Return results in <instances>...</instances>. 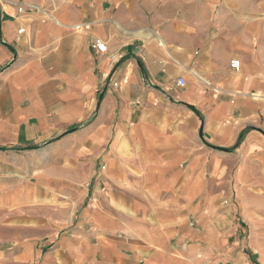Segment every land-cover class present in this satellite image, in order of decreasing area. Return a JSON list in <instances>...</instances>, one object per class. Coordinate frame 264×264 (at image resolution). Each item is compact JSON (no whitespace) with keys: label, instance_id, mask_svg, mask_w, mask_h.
Here are the masks:
<instances>
[{"label":"crops","instance_id":"obj_1","mask_svg":"<svg viewBox=\"0 0 264 264\" xmlns=\"http://www.w3.org/2000/svg\"><path fill=\"white\" fill-rule=\"evenodd\" d=\"M2 148L0 264H264V0H0Z\"/></svg>","mask_w":264,"mask_h":264},{"label":"built area","instance_id":"obj_2","mask_svg":"<svg viewBox=\"0 0 264 264\" xmlns=\"http://www.w3.org/2000/svg\"><path fill=\"white\" fill-rule=\"evenodd\" d=\"M21 11V10H20ZM94 47H95V49L98 51V52H103L104 51V45L102 44V43H100V42H96L95 44H94ZM231 67L233 68V69H237L238 68V63L236 62V61H233L232 63H231ZM177 85L178 86H181V87H183L184 85H185V81L182 79V78H179L178 80H177Z\"/></svg>","mask_w":264,"mask_h":264},{"label":"trees","instance_id":"obj_3","mask_svg":"<svg viewBox=\"0 0 264 264\" xmlns=\"http://www.w3.org/2000/svg\"><path fill=\"white\" fill-rule=\"evenodd\" d=\"M197 113V112H196ZM244 136V133L242 132L239 137H238V140H237V143H236V146H238L240 144V142L242 141V138ZM5 148H2L0 150H4ZM231 150V149H230ZM229 151V150H228Z\"/></svg>","mask_w":264,"mask_h":264}]
</instances>
